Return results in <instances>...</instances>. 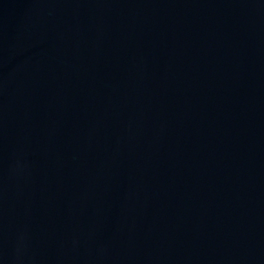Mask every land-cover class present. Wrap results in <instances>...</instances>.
Here are the masks:
<instances>
[{
	"label": "water",
	"instance_id": "1",
	"mask_svg": "<svg viewBox=\"0 0 264 264\" xmlns=\"http://www.w3.org/2000/svg\"><path fill=\"white\" fill-rule=\"evenodd\" d=\"M0 264H264V0H0Z\"/></svg>",
	"mask_w": 264,
	"mask_h": 264
}]
</instances>
